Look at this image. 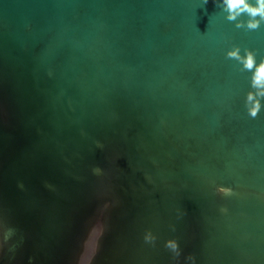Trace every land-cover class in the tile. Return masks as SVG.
<instances>
[{
	"label": "water",
	"instance_id": "water-1",
	"mask_svg": "<svg viewBox=\"0 0 264 264\" xmlns=\"http://www.w3.org/2000/svg\"><path fill=\"white\" fill-rule=\"evenodd\" d=\"M217 3L0 0V264H264V106L226 55L264 23Z\"/></svg>",
	"mask_w": 264,
	"mask_h": 264
},
{
	"label": "clouds",
	"instance_id": "clouds-1",
	"mask_svg": "<svg viewBox=\"0 0 264 264\" xmlns=\"http://www.w3.org/2000/svg\"><path fill=\"white\" fill-rule=\"evenodd\" d=\"M206 4L207 0H203ZM218 7H221L224 12L227 13L226 19L235 22L236 28H246L247 30H257L262 23H264V0H218ZM247 15L248 19L243 21L240 17ZM230 59H235L242 65V70H246L252 73L251 75V89L248 91L245 99V107L250 117L256 118L259 114L262 106L261 101L264 100V59H261L259 63L256 61V53L253 50L244 49V54H241L239 46H234L226 53ZM94 171L99 174L101 169L96 168ZM217 191L225 196L233 195V190L229 187H218ZM227 211V209H222ZM13 235L12 229H6L3 231L2 243H6ZM157 237L148 230L144 234V240L146 243H154ZM0 243V247H2ZM165 247L169 249L175 257L181 255L179 244L175 239H169L165 243ZM188 261L195 264V257L189 255L186 257Z\"/></svg>",
	"mask_w": 264,
	"mask_h": 264
}]
</instances>
